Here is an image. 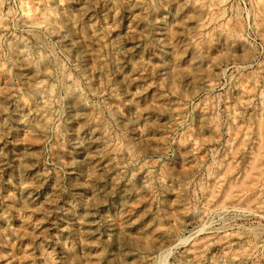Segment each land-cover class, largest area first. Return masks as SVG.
<instances>
[{"label": "rangeland", "instance_id": "rangeland-1", "mask_svg": "<svg viewBox=\"0 0 264 264\" xmlns=\"http://www.w3.org/2000/svg\"><path fill=\"white\" fill-rule=\"evenodd\" d=\"M0 264H264V0H0Z\"/></svg>", "mask_w": 264, "mask_h": 264}]
</instances>
